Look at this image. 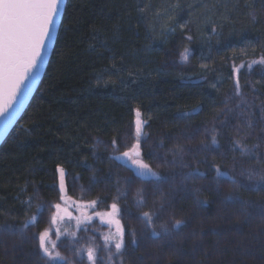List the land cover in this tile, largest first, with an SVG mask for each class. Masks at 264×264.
<instances>
[{"label": "trees", "instance_id": "16d2710c", "mask_svg": "<svg viewBox=\"0 0 264 264\" xmlns=\"http://www.w3.org/2000/svg\"><path fill=\"white\" fill-rule=\"evenodd\" d=\"M261 58L264 0H65L0 143V264H93L89 249L94 264H264V190L247 178L264 172ZM131 157L167 179L141 180ZM65 199L96 213L116 204L121 251L96 219L59 233ZM143 212L156 213L151 228ZM161 224L170 233L152 236ZM41 233L63 259L44 256Z\"/></svg>", "mask_w": 264, "mask_h": 264}, {"label": "snow or ice", "instance_id": "6c2138e0", "mask_svg": "<svg viewBox=\"0 0 264 264\" xmlns=\"http://www.w3.org/2000/svg\"><path fill=\"white\" fill-rule=\"evenodd\" d=\"M60 3L61 0H0V97H6L3 103H0V115H4L8 108L11 107V103L20 91L21 85L26 79L30 78L32 69L36 68L37 62L42 59L41 51L45 47V41L51 39V30L55 26L56 17L60 14ZM252 63L264 64V58ZM237 87H239L238 82ZM140 132L141 122L138 120L136 128L137 136L140 135ZM216 143V137L213 136L212 144ZM113 144H115V141H113ZM234 146L241 148L242 155L245 151H250L246 145H241L239 141H235ZM128 156V152L122 153V157ZM132 163L137 167L135 175L141 180L150 181L158 186L159 182L167 179L160 173L153 171L148 164L143 163L141 160H133ZM196 171V169H193L194 173ZM60 173L62 182L63 169L60 170ZM241 174L243 175L244 173ZM199 175L202 176L203 173H199ZM190 176L191 174H189V178ZM217 176L227 177L233 184H236L233 177L225 172H221L219 169H217ZM254 177L257 178V183L252 190H264V172L256 173L253 170H248V180L251 181ZM237 187L242 188L244 185H237ZM225 199L235 200L238 197L229 193ZM247 203V201H241L242 206H246ZM56 207H59V205H56ZM112 209L118 211L117 205L113 204ZM158 211H164L163 205H161ZM155 215V212L142 213V216L146 218V227L151 228ZM182 223L183 221L177 219L174 221L172 228L179 229ZM11 227L9 225L8 229L11 230ZM160 227L161 232H157L154 228L152 229V236L159 237L162 233L165 235L170 233L166 224H161ZM24 228H27L26 223L21 227V231ZM45 235V233H41L38 238V246L44 256L49 261L63 259L58 252L53 255L49 248L46 247ZM131 243H137L134 232L132 233ZM123 246V240L121 239L115 245L116 251L120 252ZM88 259L92 260L94 264L92 249L88 250Z\"/></svg>", "mask_w": 264, "mask_h": 264}, {"label": "water", "instance_id": "95a60500", "mask_svg": "<svg viewBox=\"0 0 264 264\" xmlns=\"http://www.w3.org/2000/svg\"><path fill=\"white\" fill-rule=\"evenodd\" d=\"M65 0H61L60 3V14L56 17L55 26L51 30V39L45 41V47L41 51L42 59L37 62V67L32 69L31 75L29 79H26L24 83L21 85L20 91L17 93L16 98L12 101L11 107L8 108L7 112L4 115H0V143L7 135L8 131L11 129L21 112L26 107L27 103L29 102L46 65L48 60L50 49L54 42L57 29L60 23V19L63 12V5ZM6 97H0V103H3V100ZM139 113V115H137ZM135 124L137 125V121L139 120L142 124L144 123L141 116V112L135 111ZM118 158H123L122 154L118 155ZM126 158V157H125Z\"/></svg>", "mask_w": 264, "mask_h": 264}, {"label": "rangeland", "instance_id": "374dc122", "mask_svg": "<svg viewBox=\"0 0 264 264\" xmlns=\"http://www.w3.org/2000/svg\"><path fill=\"white\" fill-rule=\"evenodd\" d=\"M131 157L130 159H132ZM138 160V158L136 159ZM144 163V162H143ZM137 167L134 165V172L136 173ZM58 215V232L66 233L71 228H79L86 222L93 219L98 220L101 223L108 225L110 231L107 233V237L112 239L114 243L120 242L121 225L118 220L116 211L111 210L106 213L94 212L89 205H83L78 203L69 202L67 199L59 207ZM65 218H67L65 220ZM46 238V236H45Z\"/></svg>", "mask_w": 264, "mask_h": 264}]
</instances>
